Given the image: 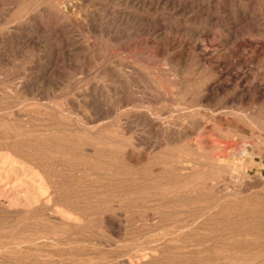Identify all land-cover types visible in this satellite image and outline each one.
Wrapping results in <instances>:
<instances>
[{"label": "rangeland", "instance_id": "rangeland-1", "mask_svg": "<svg viewBox=\"0 0 264 264\" xmlns=\"http://www.w3.org/2000/svg\"><path fill=\"white\" fill-rule=\"evenodd\" d=\"M0 114V139L58 158L64 203L0 152V264H221L249 230L264 246V0H0Z\"/></svg>", "mask_w": 264, "mask_h": 264}, {"label": "bare ground", "instance_id": "bare-ground-1", "mask_svg": "<svg viewBox=\"0 0 264 264\" xmlns=\"http://www.w3.org/2000/svg\"><path fill=\"white\" fill-rule=\"evenodd\" d=\"M156 37V36H155ZM76 51V50H75ZM28 83V82H27ZM17 90V89H16ZM19 105V104H18ZM21 105V104H20ZM2 111V110H1ZM18 113V112H17ZM65 113V112H64ZM0 115H2V114H0ZM3 116V115H2ZM4 117V116H3ZM11 118V117H10ZM19 119H21V118H19ZM25 119V118H24ZM5 120V119H4ZM24 121H26V120H24ZM198 123V122H197ZM52 124V123H51ZM76 124V123H75ZM21 125H23V123L21 124ZM29 125V124H28ZM54 125H57L56 123L54 124ZM81 125V124H80ZM116 125H117V123H116ZM10 126V125H9ZM8 126V127H9ZM19 126V125H18ZM31 126V125H30ZM247 126V125H246ZM21 127V126H20ZM20 127H18L19 129H20ZM81 127V126H80ZM10 128V127H9ZM17 128V127H16ZM238 129V128H237ZM57 130V129H56ZM67 130V129H66ZM27 131H29V130H27ZM26 131V132H27ZM51 131H53V130H51ZM55 131V130H54ZM59 131H60V129H59ZM58 131V132H59ZM69 131V130H68ZM67 131V132H68ZM14 132V131H13ZM49 132V131H48ZM48 132H47V134H48ZM28 133V132H27ZM42 133V132H41ZM40 133V134H41ZM53 133V132H52ZM45 134V133H44ZM44 134H43V136H44ZM57 134V133H56ZM58 134H60V132L58 133ZM29 135V134H28ZM27 135V136H28ZM38 135V134H37ZM52 135V134H51ZM61 135V134H60ZM65 135V134H64ZM68 135V134H67ZM22 136V135H21ZM20 136V137H21ZM32 136H34V135H32ZM50 136V135H49ZM26 137V136H25ZM24 137V138H25ZM29 137V136H28ZM27 137V138H28ZM58 137H60V136H58ZM62 137V136H61ZM10 137H4V138H1L0 139V152L2 153L3 151H5V153L6 152H10L14 157H17L19 160H20V162L21 163H25L26 165L25 166H27V165H29L30 166V169H31V167H33L34 169H36V171L38 170V171H41V173H42V178L40 179V182L39 183H49L50 184V187L52 188V191L50 192L51 194L54 192H56L57 193V188L55 187L56 185H53L52 183H62V182H60V181H58L57 179H56V175L54 176L53 174H51V173H49L48 174V172H49V167L47 168V164H48V161H49V163H50V160L49 159H51L52 158V161L54 162V161H56L58 158L57 157H55V156H53V157H50V156H48L47 154H46V152H43L41 149H39V148H35L34 150H31V148L30 149H28L27 148V146H25L24 147V145L23 144H21L20 145V141H18V142H16V141H12L11 140V138L9 139ZM14 138V137H13ZM27 138H25V139H27ZM31 138V137H30ZM30 138H29V140H30ZM36 138V137H35ZM37 138H39L38 136H37ZM64 138V137H63ZM33 139V138H32ZM32 139H31V141H32ZM42 139V138H41ZM71 139V138H70ZM73 139V138H72ZM20 140V139H19ZM22 140V139H21ZM28 140V139H27ZM28 140V141H29ZM36 140V139H35ZM40 140V139H39ZM39 140H37V143H40V142H38ZM53 140V139H52ZM55 140V139H54ZM53 140V141H54ZM64 140H66V139H64ZM75 140V139H74ZM52 141V142H53ZM59 141V140H58ZM62 141H63V139H62ZM85 141H87V140H85ZM21 142H24L23 140L21 141ZM36 142V141H35ZM55 142V141H54ZM57 142V141H56ZM26 143V142H25ZM24 143V144H25ZM62 143V142H61ZM68 143V142H67ZM41 144V143H40ZM57 145H59L60 146V144H57ZM83 145H84V143H83ZM62 146V145H61ZM32 147V146H31ZM47 147V146H46ZM63 147V146H62ZM64 147H66V145L64 146ZM33 148V147H32ZM51 148V147H50ZM91 148V147H90ZM57 148H55V150H56ZM61 149V148H60ZM71 149V148H70ZM92 149V148H91ZM52 150V149H51ZM73 150V149H72ZM87 150V151H86ZM85 150V152H83V150H82V153L84 154V155H90L89 154V151H88V149H86ZM57 151H60V150H58L57 149ZM64 151V153L65 152H67V151H65V150H62L61 149V152H63ZM53 152H55V151H53ZM98 152V151H97ZM5 153H3V154H0L2 157L4 156V157H9V154H5ZM56 153V152H55ZM70 153V152H69ZM71 154H73L74 155V152L73 153H71ZM77 154H79V153H77ZM105 155V154H104ZM12 156V157H13ZM3 157V158H4ZM56 159H55V158ZM54 158V159H53ZM12 159V158H11ZM13 160V159H12ZM9 161H10V158H9ZM74 162V161H73ZM78 162V161H77ZM103 162H105V161H103ZM11 163L13 164L14 162L13 161H11ZM16 163V162H15ZM21 163H20V166H21ZM54 163H56V162H54ZM65 163V162H64ZM70 163H72V162H70ZM7 164H9V162L7 163ZM12 164H10V165H12ZM18 164H19V161H18ZM50 164H52V163H50ZM69 164V163H68ZM106 164V163H105ZM14 165V164H13ZM24 165V164H23ZM53 165V164H52ZM57 165V164H56ZM15 167H18V166H16V165H14ZM13 166V167H14ZM49 166H51V165H49ZM54 166V165H53ZM58 166V165H57ZM23 167V166H22ZM21 167V168H22ZM52 167V166H51ZM65 168L67 167V166H64ZM20 168V167H19ZM24 168V167H23ZM26 168V167H25ZM53 168V167H52ZM58 168H59V166H58ZM68 168V167H67ZM180 168H182V167H180ZM12 169V168H11ZM17 169V168H16ZM55 169V168H54ZM186 169V168H185ZM15 170V169H14ZM18 170V169H17ZM17 170H15L16 172H17ZM22 170V169H21ZM20 170V171H21ZM27 170H29L28 169V167L26 168V171ZM51 170V169H50ZM62 170H63V168H62ZM65 170V169H64ZM122 170V169H121ZM11 171V170H10ZM23 171H25L24 169L22 170V172ZM53 171V170H52ZM57 171V170H56ZM59 171V170H58ZM76 171V170H75ZM184 171V170H183ZM187 171H188V169H187ZM9 172V171H8ZM13 172V171H12ZM54 172V171H53ZM60 172V171H59ZM24 173V172H23ZM26 173V172H25ZM24 173V174H25ZM28 173V172H27ZM26 173V174H27ZM33 173V172H32ZM38 174H39V172H37ZM40 173V174H41ZM39 174V175H40ZM73 174V173H72ZM81 174V173H80ZM92 174V173H91ZM29 175H30V173H29ZM29 175H27L28 176V178H30L29 177ZM32 175V174H31ZM33 176V175H32ZM36 176V175H35ZM72 176V175H71ZM180 176H182V175H180ZM186 176V175H185ZM194 177H192V178H195V175H193ZM58 177H60L61 178V176H58ZM76 177V176H75ZM179 177V176H178ZM191 177H187V178H191ZM198 177V176H197ZM62 178H64V176L62 177ZM65 178H66V180H67V176H65ZM72 178V177H71ZM186 178V179H187ZM37 179H38V176H37ZM185 179V178H184ZM71 180V179H70ZM189 180V179H188ZM193 180V179H192ZM195 180V179H194ZM34 181V183H35V180L33 179L32 180V182ZM64 181V180H63ZM68 181H69V179H68ZM184 182V181H183ZM58 185V184H57ZM37 186V185H36ZM246 188V187H245ZM50 189V188H49ZM41 190V189H40ZM126 191V190H125ZM257 191V190H256ZM224 192V191H223ZM222 192V193H223ZM53 193V194H54ZM61 193V192H60ZM60 193H58V194H60ZM197 193V192H196ZM242 193V192H241ZM57 194V195H58ZM233 194V193H232ZM231 193H228L226 190H225V192L223 193V194H221L220 195V197H219V201H218V203H221L222 201H223V204H224V200H226L227 199V197H228V195H232ZM38 195V194H37ZM50 195V194H49ZM56 194H54V195H52V198H53V201H51V202H53V205H58V204H61V205H59L60 207L62 206V204H64L62 201H61V199H59V196H57ZM194 196V195H193ZM198 196V195H197ZM33 197H34V195H33ZM36 197H38V196H36ZM48 197V196H47ZM63 197V196H62ZM213 197V196H212ZM41 198V197H40ZM40 198H38V199H40ZM174 198V197H173ZM35 199V198H34ZM37 199V198H36ZM35 199V200H36ZM48 199V198H47ZM69 199H71V198H69ZM187 199V198H186ZM29 200H30V198H29ZM66 200V199H65ZM31 201V200H30ZM37 201V200H36ZM44 201V200H43ZM64 201V200H63ZM66 201H69L68 199L66 200ZM178 201V200H177ZM232 201V200H231ZM39 203H40V200L38 201ZM37 202V205L39 204ZM65 202V201H64ZM217 203V204H218ZM227 203V202H226ZM235 204H236V202H234ZM32 204V203H31ZM40 204H42V203H40ZM44 204V205H43ZM42 205H40V206H38V207H40V209L46 214V217L44 218L45 220H43V221H50V218L51 217H53V216H51V212H49L50 210H51V208L49 207V204H47L46 205V203H43ZM52 204V203H51ZM37 205H34V206H37ZM73 205V204H72ZM77 205V204H76ZM75 205V206H76ZM0 206H1V204H0ZM71 206V205H70ZM67 203H66V207H70ZM74 206V207H75ZM223 206V205H222ZM225 206H227V205H225ZM235 206H237V205H235ZM58 207V206H57ZM72 207V206H71ZM74 207H72V208H74ZM214 207H215V205H214ZM219 207H221V205L219 206ZM224 207V206H223ZM230 207H233V206H230ZM230 207H228V209H224L225 211L224 212H222L223 213V216H221V219L222 218H225L226 220L227 219H233L234 217L236 218V216L239 214L238 212H234L233 210V208H230ZM244 207V206H243ZM246 207V206H245ZM80 208V207H79ZM150 208V207H149ZM256 208V207H255ZM35 209H37V208H35ZM67 209H71V208H67ZM76 209H77V207H76ZM220 209V208H219ZM231 209H233V210H231ZM236 210V209H235ZM9 211V210H8ZM215 211V210H214ZM14 212V211H13ZM12 212V213H13ZM30 212V211H29ZM36 212H37V210H36ZM35 212V213H36ZM53 212H54V210H53ZM216 212V211H215ZM258 212V211H257ZM7 213V212H6ZM11 213V212H10ZM20 213H21V211H20ZM32 213H34V212H32ZM260 213V212H259ZM14 214V213H13ZM12 214V215H13ZM101 214V213H100ZM219 214H220V211H219ZM226 214V215H225ZM9 215V214H8ZM17 215V214H16ZM35 215V214H34ZM37 215V214H36ZM43 215V214H42ZM55 215V214H54ZM15 216V215H14ZM21 216V215H20ZM27 216V215H26ZM240 216V215H239ZM264 217V216H263ZM12 218V220H13V217H11ZM20 218V217H19ZM19 218H17L16 220H18ZM21 218H22V216H21ZM41 218V217H40ZM180 219V218H179ZM193 219V218H192ZM191 219V220H192ZM10 220V219H9ZM56 220V219H55ZM11 221V220H10ZM15 221V220H14ZM42 221V220H41ZM257 221V220H256ZM18 222V221H17ZM52 222V221H51ZM222 222V221H221ZM10 223V222H9ZM11 223L13 224V221H11ZM5 224H6V222H5ZM17 224V223H16ZM214 224V223H213ZM8 225V224H7ZM5 226V227H9V226ZM10 225V224H9ZM14 225H15V223H14ZM55 225V224H54ZM56 225H58V224H56ZM253 225V224H252ZM256 225H259V223L258 224H254V226L256 227ZM11 226V225H10ZM26 226V225H25ZM53 226V225H52ZM235 226V225H234ZM260 226V225H259ZM37 228V227H36ZM202 228V227H201ZM246 228V227H245ZM245 228L243 229V228H240V229H243V230H245ZM258 228H260V227H258ZM258 228H256L257 229V232H258ZM262 228V227H261ZM1 229V228H0ZM2 229H4V227L2 228ZM23 229H25V228H23ZM156 229V228H155ZM154 229V230H155ZM20 230V229H19ZM178 230H179V228H178ZM189 230V229H188ZM237 230H239V229H237ZM247 230H249V228L247 229ZM253 231H255L254 229H252ZM39 231V230H38ZM262 231H264V228L262 229ZM42 232V231H41ZM227 232V231H226ZM256 232V233H257ZM176 233V232H175ZM235 233H236V231H235ZM233 234V232L230 234V235H228V237L227 238H225V240L224 241H222V244H220V246H221V249H222V254H221V260H222V262H221V264H257V263H259V262H261L263 259H264V257L262 258L259 254H257L258 252L259 253H262L261 251H263L264 250V246L262 247L261 246V244L258 242L259 240H258V234H253V233H251V231L249 230V231H243V232H238V234ZM19 234H20V232H19ZM260 234H262L261 232H260ZM189 235V234H188ZM262 235H264V234H262ZM262 235H261V237H262ZM169 236V235H168ZM225 236H226V234H225ZM264 237V236H263ZM13 238H15V237H13ZM179 238V237H178ZM19 239V238H18ZM24 239V238H23ZM36 239V238H35ZM43 239V238H42ZM52 239H54V238H52ZM220 239H223V236H221L220 237ZM264 239V238H263ZM39 240V239H38ZM38 240H37V242L35 241L34 243L35 244H37L38 243ZM56 240V239H55ZM258 240V241H257ZM2 241V240H1ZM15 241V240H14ZM42 241V240H41ZM43 241H45V240H43ZM194 241V240H193ZM221 241V240H220ZM29 242H31V241H29ZM7 243V242H6ZM23 243V242H22ZM22 243H20V242H13V243H10V244H8V245H6L7 247H9L10 248V250H11V252H13V253H17V252H25L26 251V246L24 245V244H22ZM32 243V242H31ZM40 243V242H39ZM48 243L49 244H54V241L53 240H51V239H49L48 240ZM55 243H56V241H55ZM202 243V242H201ZM200 243V244H201ZM34 244V245H35ZM147 243H145V245H146ZM195 244V243H194ZM198 244V243H197ZM199 244V245H200ZM33 245V244H32ZM39 245V244H38ZM149 245H151L150 244V242H149ZM192 245V244H191ZM196 245V244H195ZM198 245V246H199ZM264 245V244H263ZM30 246V245H29ZM188 246V245H187ZM201 246H202V244H201ZM214 246H218V245H214ZM214 246L212 247L213 248V250H214ZM194 247V246H193ZM206 247V246H205ZM207 247H209V246H207ZM4 248V247H3ZM147 248V247H146ZM145 248V249H146ZM258 248V249H257ZM149 249V248H148ZM207 249V248H206ZM209 249V248H208ZM221 249H219V250H221ZM255 249V250H254ZM260 249V250H259ZM67 250V249H66ZM199 250V249H198ZM202 251H201V253H200V251H199V253L201 254L199 257L198 256H195L196 258L198 257V259H196V261H195V259L193 258V262L194 263H192V264H196V263H198V264H209V262L210 263H212V261H214L215 263H216V260H214L213 258H215V257H212V256H210V255H208L207 253V250H204V249H201ZM210 250V249H209ZM212 250V249H211ZM216 250H217V248H216ZM232 251H238V253H239V251L240 252H242V254H240V255H242L241 257H236V256H234L232 253ZM252 252L251 253V255H248L249 254V252ZM254 251H257L256 253L254 252ZM68 252V251H67ZM146 252V251H145ZM144 252V254H146ZM163 252V251H162ZM165 252V251H164ZM163 252V253H164ZM184 252V251H183ZM207 252V253H206ZM218 252V251H217ZM235 252V253H236ZM264 252V251H263ZM69 253V252H68ZM86 253V252H85ZM140 253V252H139ZM211 253V252H210ZM212 253H215V252H212ZM248 253V254H247ZM28 254V253H27ZM87 254V253H86ZM216 254V253H215ZM214 254V255H215ZM263 254V253H262ZM71 255H73V253L71 254ZM137 255V254H136ZM147 255L150 257V256H154V255H151V254H149V253H147ZM146 255V256H147ZM65 256H66V254H65ZM137 256H139V254L137 255ZM136 256V257H137ZM144 256V255H143ZM190 256V255H189ZM216 256V255H215ZM218 256V255H217ZM80 257V256H79ZM174 257V256H173ZM191 257V256H190ZM141 258V257H140ZM151 258H153V257H151ZM155 258V257H154ZM219 258V257H218ZM67 259V258H66ZM73 259V258H72ZM157 259V258H156ZM163 258H160L159 260V262H161L162 264H168L167 262L168 261H165L164 259L162 260ZM166 259V258H165ZM172 259H174V258H172ZM189 260H190V258H188ZM101 260V259H100ZM144 259H142V261H143ZM149 259H147V261H148ZM167 260V259H166ZM175 260V259H174ZM173 260V261H174ZM177 260V259H176ZM179 260H181L180 258H179ZM66 261H68V260H66ZM105 261V260H104ZM103 261V262H104ZM88 262V261H87ZM139 262V261H138ZM145 262H146V260H145ZM150 262V261H149ZM151 262H153L152 260H151ZM179 262V261H178ZM219 262H220V260H219ZM107 263V262H106ZM143 263H144V261H143ZM183 263H185V261H183ZM214 263V264H215ZM218 263V262H217ZM95 264V263H94ZM142 264V263H141ZM145 264V263H144ZM149 264V263H148ZM179 264V263H178ZM186 264V263H185ZM190 264V263H189ZM218 264H220V263H218ZM262 264H263V262H262Z\"/></svg>", "mask_w": 264, "mask_h": 264}]
</instances>
